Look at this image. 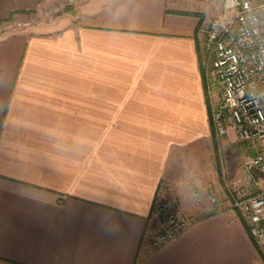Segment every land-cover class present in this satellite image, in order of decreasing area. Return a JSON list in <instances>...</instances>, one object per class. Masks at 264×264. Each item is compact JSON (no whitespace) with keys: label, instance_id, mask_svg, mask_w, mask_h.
Wrapping results in <instances>:
<instances>
[{"label":"crops","instance_id":"crops-1","mask_svg":"<svg viewBox=\"0 0 264 264\" xmlns=\"http://www.w3.org/2000/svg\"><path fill=\"white\" fill-rule=\"evenodd\" d=\"M65 1L0 0L16 26L0 33V264H264L226 196L240 173L220 177L206 4L84 0L82 22L40 19ZM159 197L192 225L152 249Z\"/></svg>","mask_w":264,"mask_h":264},{"label":"built area","instance_id":"built-area-1","mask_svg":"<svg viewBox=\"0 0 264 264\" xmlns=\"http://www.w3.org/2000/svg\"><path fill=\"white\" fill-rule=\"evenodd\" d=\"M198 37L219 96L212 114L216 135L226 136L233 128L255 150L245 159L239 182L227 183L226 196L264 256V0H223L220 14L201 20ZM208 194L218 206L215 190ZM191 225L176 199L159 197L147 228L148 244L164 246Z\"/></svg>","mask_w":264,"mask_h":264},{"label":"rangeland","instance_id":"rangeland-1","mask_svg":"<svg viewBox=\"0 0 264 264\" xmlns=\"http://www.w3.org/2000/svg\"><path fill=\"white\" fill-rule=\"evenodd\" d=\"M84 0H67L63 3H60L59 6H48V8L44 9L41 13V18L46 23L51 25V27H63L69 23H78L82 22L83 19L79 12L81 11V5ZM195 1H203L208 7V14L218 15L221 11V7L223 4V0H195ZM63 14L65 16L63 17ZM68 17V18H67ZM208 16H205L206 18ZM66 19V20H65ZM16 26L12 25H1L0 33L6 30H13ZM201 68L203 71L204 78V86L205 91L208 96L209 106H210V116H211V131L213 138V145L215 149V154L218 162V168L220 169V177L222 178L221 171L228 173L235 169L239 179L244 176V161L249 156L255 153L253 146L250 142L245 140H240L236 136V140L231 141L230 139L233 135V128L229 129V132L226 136L218 137L214 131L213 123H212V114L214 107L216 106V101L219 99L216 85L214 84L213 78L210 76V69L208 64L205 63L204 55L201 53ZM230 169V170H229ZM224 186V185H223ZM227 186V184H226ZM260 253V252H259ZM264 261V256L260 253Z\"/></svg>","mask_w":264,"mask_h":264},{"label":"trees","instance_id":"trees-1","mask_svg":"<svg viewBox=\"0 0 264 264\" xmlns=\"http://www.w3.org/2000/svg\"><path fill=\"white\" fill-rule=\"evenodd\" d=\"M189 14L197 15L198 13H189Z\"/></svg>","mask_w":264,"mask_h":264}]
</instances>
